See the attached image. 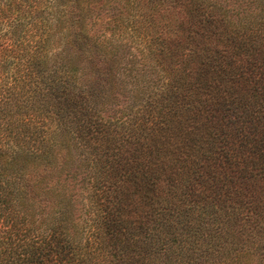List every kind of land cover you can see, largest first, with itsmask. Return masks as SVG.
<instances>
[{
  "label": "trees",
  "instance_id": "trees-1",
  "mask_svg": "<svg viewBox=\"0 0 264 264\" xmlns=\"http://www.w3.org/2000/svg\"><path fill=\"white\" fill-rule=\"evenodd\" d=\"M98 1L0 0V264H264V0Z\"/></svg>",
  "mask_w": 264,
  "mask_h": 264
},
{
  "label": "rangeland",
  "instance_id": "rangeland-1",
  "mask_svg": "<svg viewBox=\"0 0 264 264\" xmlns=\"http://www.w3.org/2000/svg\"><path fill=\"white\" fill-rule=\"evenodd\" d=\"M122 0H100L91 7V16L88 19L87 27L91 35L99 38L110 36L112 30V21L122 10ZM114 40H120L121 37L116 34L112 36Z\"/></svg>",
  "mask_w": 264,
  "mask_h": 264
}]
</instances>
